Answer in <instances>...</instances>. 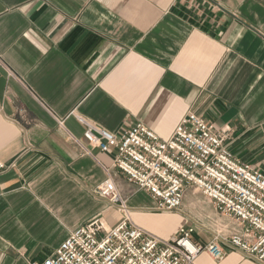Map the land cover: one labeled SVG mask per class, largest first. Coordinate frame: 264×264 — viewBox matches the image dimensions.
I'll return each mask as SVG.
<instances>
[{
    "label": "crops",
    "instance_id": "obj_1",
    "mask_svg": "<svg viewBox=\"0 0 264 264\" xmlns=\"http://www.w3.org/2000/svg\"><path fill=\"white\" fill-rule=\"evenodd\" d=\"M190 111L230 128V151L264 172V0H0V160L15 163L0 174V264L44 259L99 214L115 224L95 193L105 167L135 223L171 219L163 238L176 235L184 218L154 211L79 118L168 139ZM196 264L261 263L231 250Z\"/></svg>",
    "mask_w": 264,
    "mask_h": 264
},
{
    "label": "built area",
    "instance_id": "obj_2",
    "mask_svg": "<svg viewBox=\"0 0 264 264\" xmlns=\"http://www.w3.org/2000/svg\"><path fill=\"white\" fill-rule=\"evenodd\" d=\"M79 119L90 146L116 150L114 167L150 195L154 211L186 216L182 206L192 192L232 222L214 225L216 234L209 239H194L196 227L190 224L170 238L155 235L134 222L129 197L105 167L107 177L95 193L107 201V210L116 208L120 219L109 225L103 215L94 216L73 229L52 254L29 264H196L203 252L220 261L231 250L264 264V172L230 151V128H218L190 111L168 139H161L142 122L114 133ZM14 166L0 160V174Z\"/></svg>",
    "mask_w": 264,
    "mask_h": 264
},
{
    "label": "rangeland",
    "instance_id": "obj_3",
    "mask_svg": "<svg viewBox=\"0 0 264 264\" xmlns=\"http://www.w3.org/2000/svg\"><path fill=\"white\" fill-rule=\"evenodd\" d=\"M109 210L106 209V213ZM182 210L183 212L186 213V216L178 211H172V212H169V214L174 215V216H179V217L181 216L182 218H184L185 220L184 222H186V224L188 223L190 225L198 224L200 227L199 228L196 227V232L193 234L194 239H198L200 236H202L205 239H209L211 238V235H212L211 231L214 225L218 226L219 224H225V223L232 222L230 218L218 213L215 210L213 204L201 194H193L192 192H188L184 198ZM161 214H164V213H161ZM146 217L151 221L150 227L146 225L148 231L152 232L155 235L161 236V237L165 236L164 234L167 233L166 231H168L170 225H172L171 219L169 220L165 218L161 219L160 217L158 216L156 217V215H153V214H148L146 215ZM159 223L161 225L158 228ZM161 227L163 228V230H165V232L164 231L161 232ZM166 238H169V237H166Z\"/></svg>",
    "mask_w": 264,
    "mask_h": 264
}]
</instances>
